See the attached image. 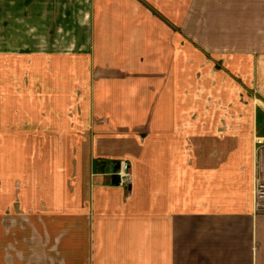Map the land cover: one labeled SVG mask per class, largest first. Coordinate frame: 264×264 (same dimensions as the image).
<instances>
[{"label":"crops","instance_id":"1","mask_svg":"<svg viewBox=\"0 0 264 264\" xmlns=\"http://www.w3.org/2000/svg\"><path fill=\"white\" fill-rule=\"evenodd\" d=\"M0 56L74 63V81L31 89L1 72L3 103L33 90L37 132L16 136L24 173L11 177V157L0 166V264H178L192 233L185 251L217 244L196 264H229L218 239L235 218L246 264H264V0H0ZM11 137L3 126L5 154ZM122 160L125 186L112 183Z\"/></svg>","mask_w":264,"mask_h":264},{"label":"rangeland","instance_id":"2","mask_svg":"<svg viewBox=\"0 0 264 264\" xmlns=\"http://www.w3.org/2000/svg\"><path fill=\"white\" fill-rule=\"evenodd\" d=\"M156 61H159L161 59H155ZM80 62H83V60ZM81 64V63H80ZM51 65H53V68H51ZM73 61L72 59L67 58H60V59H51V58H36L31 56H12L10 58L7 57H1L0 56V82H2L4 78V74H2V70L4 67H10L11 72V84L13 85H21V83H30L29 87L30 89L33 87L31 84L34 82L37 77L38 82L40 80H43L44 86H49L51 81H55L57 78L60 79V81H74L72 74H69V69H73ZM59 66V70H56L55 67ZM81 66H79L80 69ZM42 71V72H41ZM38 74H35V73ZM59 72V75L57 74ZM67 84V83H65ZM27 87V88H28ZM222 92L228 93V90L221 89ZM33 90H27L26 95L28 97H19L18 95H14V98H11L9 100L10 105L7 103V100L5 99V103H3L2 99H0V135H2L3 126L5 129H7L8 125L10 124L12 137L10 141H8L9 148L11 149L9 154H5L3 151V141L4 139L0 138V166L2 164L3 157L9 158L11 157V177L18 178L21 173L18 169L19 165L18 162L24 163V154L22 153V149L20 145H18V142L20 139H18V132H24L27 131L28 134L32 135L31 139H26L25 141H30L32 144H34L35 139H33L36 131L35 128V121L33 120L35 116V107L33 106L35 101L33 100V96L30 94ZM18 92V91H17ZM221 92V91H220ZM240 93H242L240 91ZM247 93H251L253 95L252 91H247ZM243 94V93H242ZM253 99V96L251 97ZM215 100V101H214ZM243 100V99H242ZM198 101V99H193L192 102ZM212 104L219 105L220 102H217L216 98L211 99ZM28 103V104H27ZM225 102H221V105ZM25 104V105H24ZM27 105V106H26ZM193 105V104H192ZM191 105L192 109L193 106ZM207 105V99L204 100L203 108L204 113L207 109H205ZM219 105L217 107L218 112H227V107ZM249 107L250 112L254 113L256 110V115L261 113V111L258 110V106L255 108ZM74 105L72 104L69 109L70 111L74 109ZM261 107L264 109V105H261ZM246 107L236 105L234 107L235 113H242L247 112L248 110L245 109ZM261 108V109H262ZM260 109V108H259ZM208 111V110H207ZM194 112V110L192 111ZM23 114L26 116L23 118L22 121H10V122H4L6 119V115L11 114L12 116H18V114ZM4 115V116H3ZM13 118V117H12ZM14 119V118H13ZM8 124V125H7ZM258 129L264 133V121H260L258 123ZM6 131V130H5ZM17 136V137H16ZM258 139L260 141H258ZM255 140L256 150H255V175H254V182H253V193L255 195V206L263 208L264 204H260V200L264 199L262 195H264V138H258ZM24 140V139H22ZM28 145V144H27ZM33 157V154L25 155V157ZM128 162V161H127ZM129 165V164H128ZM22 166V165H21ZM2 168L0 167V178L2 175ZM131 169L129 165V177H130ZM124 186V185H122ZM238 190L242 192L243 188L240 186H236ZM260 199V200H259ZM262 203V202H261ZM264 203V202H263ZM193 233L191 236H188L187 241L183 242L181 244V251L176 252L177 262L178 264H196V262L200 263L205 261V256L200 255L201 251H210L212 253V250L217 249V244L211 243L208 239L204 238L203 240L197 242V248H189L186 251L185 244L188 247L190 244L193 246L194 239ZM192 238V239H191ZM222 246L223 250L229 253V264H246V258L248 257L247 254V245H248V223L247 220L244 218H235L234 227L229 230L227 233L219 235L218 239V246ZM202 256V257H201ZM223 264H226V260L223 261Z\"/></svg>","mask_w":264,"mask_h":264},{"label":"built area","instance_id":"3","mask_svg":"<svg viewBox=\"0 0 264 264\" xmlns=\"http://www.w3.org/2000/svg\"><path fill=\"white\" fill-rule=\"evenodd\" d=\"M118 177L120 185H126L129 180V165L125 160L119 162L117 171L115 172Z\"/></svg>","mask_w":264,"mask_h":264},{"label":"trees","instance_id":"4","mask_svg":"<svg viewBox=\"0 0 264 264\" xmlns=\"http://www.w3.org/2000/svg\"><path fill=\"white\" fill-rule=\"evenodd\" d=\"M112 183L113 184H118V177L117 176H113L112 177Z\"/></svg>","mask_w":264,"mask_h":264}]
</instances>
